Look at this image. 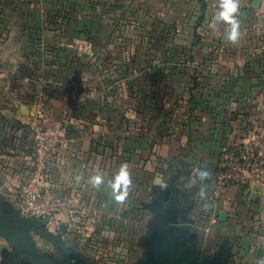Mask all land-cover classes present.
I'll return each mask as SVG.
<instances>
[{
	"label": "crops",
	"instance_id": "crops-1",
	"mask_svg": "<svg viewBox=\"0 0 264 264\" xmlns=\"http://www.w3.org/2000/svg\"><path fill=\"white\" fill-rule=\"evenodd\" d=\"M137 1L73 0L62 23L55 4L37 8L31 23L45 27L30 58L17 28L0 40V206L26 219L17 198L40 109L62 138L50 165L53 187L77 206L60 219L69 238L80 218L82 236L110 240V260L134 263L135 249H147L137 242L145 225L164 220L187 231L198 259L246 264L264 241V186L216 187L212 168L232 144L251 141L264 153V0H240L235 44L213 20L217 0ZM121 163L132 184L119 203L111 184ZM4 251L35 264L0 236V264Z\"/></svg>",
	"mask_w": 264,
	"mask_h": 264
},
{
	"label": "built area",
	"instance_id": "built-area-1",
	"mask_svg": "<svg viewBox=\"0 0 264 264\" xmlns=\"http://www.w3.org/2000/svg\"><path fill=\"white\" fill-rule=\"evenodd\" d=\"M30 122L33 160L23 179L17 198L21 215L38 220L71 219L77 213L75 201L57 191L52 184L51 159L62 142L59 133L48 131L38 109ZM212 172L216 187L239 184L264 186V153L251 141L226 146L218 155Z\"/></svg>",
	"mask_w": 264,
	"mask_h": 264
},
{
	"label": "rangeland",
	"instance_id": "rangeland-1",
	"mask_svg": "<svg viewBox=\"0 0 264 264\" xmlns=\"http://www.w3.org/2000/svg\"><path fill=\"white\" fill-rule=\"evenodd\" d=\"M95 1L96 0H89V3L94 5ZM47 3H49L50 5H54V4L56 5V13L54 12V16H55V19H57V21L62 23V21H60L59 19L60 14H62V12L64 11L69 12L68 10L69 8H72L71 4H73V0H0V40L6 39L8 37V34L12 31L11 30L12 28L14 27L17 28L18 32L22 34L23 37L28 39L27 44L25 45V48H24V52H25V55L28 56V58H30V51H31L30 45L31 43H34L33 42L34 39L38 40L41 38L43 28L45 27L44 25H40L39 27L34 26L31 23L30 18L34 16L32 15V11L33 13L36 14L37 8H41V7L44 8ZM138 4L140 3L136 0V3H135L136 7L138 6ZM42 11H45V10L43 9ZM43 22L45 21L43 20ZM54 50L57 54L59 47L57 48L54 47ZM39 103H43V100H40ZM9 211L12 212L10 214H17L16 210L12 208H9ZM17 218L18 219L15 220L16 223L22 222L23 224V221L24 222L28 221V219H25V218H20V217H17ZM258 220L262 221L261 219H258ZM41 223L43 224L42 226L44 227L45 231L43 233H34L36 234V236L32 235L30 236V238L33 241V243H36L42 248L45 254H49L50 256L58 260L61 259V256L58 254V252L61 251L59 244L62 243L76 255L78 259L77 261L81 262L82 264H99L98 260L93 259V257L95 256L103 257L104 262L106 263L108 261H112L115 264H124V263H119L118 260L115 261V260L109 259L111 258V255H112V251L109 248L110 240L96 239V238H93V235L92 236L87 235L85 237V236H82L83 235L82 232L79 233L80 232L78 231L79 228H82V227L84 228L85 226L84 224H82L80 218L77 222L73 224L74 229L72 231L74 232V234H72L70 238L69 236H67L66 232L61 230V223H62L61 220L58 222L54 219L41 220ZM77 225H79L80 227ZM90 226H92V224ZM145 229L148 230L147 225H145ZM27 230L28 229H26L25 232H28ZM182 232H183V235L185 233L187 234V231L183 229H182ZM49 236H53L57 240V242H55ZM191 239H192L191 237L190 238L184 237L185 245H187V247L188 246L190 247V244L192 243ZM96 240H98V243H96ZM138 240L140 241V245L143 246L141 250L142 249L144 250L145 249L144 244L146 242V239H137V242ZM78 243L80 244L79 247H78ZM101 244L104 245L102 249H101V246H102ZM223 256L226 261H229V254L226 253V254H223ZM253 256L254 258H248V260H246L247 261L246 264H257V262L261 258H264V241L261 242L259 246H255L253 250ZM144 257H145L144 252H141L139 249L136 248L135 255L133 257L134 263L129 262L127 264H142L145 259ZM22 262L31 264L25 259L18 260L17 264H22ZM0 263H1V255H0ZM229 264H239V262L235 263L231 261Z\"/></svg>",
	"mask_w": 264,
	"mask_h": 264
},
{
	"label": "water",
	"instance_id": "water-1",
	"mask_svg": "<svg viewBox=\"0 0 264 264\" xmlns=\"http://www.w3.org/2000/svg\"><path fill=\"white\" fill-rule=\"evenodd\" d=\"M258 2L259 0H252V6L257 7ZM203 173L207 171L199 170L198 176L205 179L206 176L202 175ZM252 189V194H256L260 185L254 184ZM16 219H18L17 216H12L0 206V236L15 246V253L26 256L35 264H57L39 251L25 233L27 228H24L22 222L16 223ZM219 219L225 221L227 213L221 210ZM62 225L61 230L64 229ZM177 227L164 220L160 224L151 223L148 229L149 235L146 237L147 249L142 264H221L217 259H198L189 253L183 237V228Z\"/></svg>",
	"mask_w": 264,
	"mask_h": 264
},
{
	"label": "clouds",
	"instance_id": "clouds-1",
	"mask_svg": "<svg viewBox=\"0 0 264 264\" xmlns=\"http://www.w3.org/2000/svg\"><path fill=\"white\" fill-rule=\"evenodd\" d=\"M240 9V0H217V8L213 16L214 21L222 22L228 26L227 39L230 43L235 44L241 36L240 21L238 13ZM202 175L206 176L207 173ZM102 182L100 176H94L91 183L94 187H98ZM154 183L160 184L159 177ZM132 184L127 163H121L117 174L115 175L111 187L112 197L119 203H122L128 196L129 188ZM257 264H264V258H261Z\"/></svg>",
	"mask_w": 264,
	"mask_h": 264
},
{
	"label": "flooded vegetation",
	"instance_id": "flooded-vegetation-1",
	"mask_svg": "<svg viewBox=\"0 0 264 264\" xmlns=\"http://www.w3.org/2000/svg\"><path fill=\"white\" fill-rule=\"evenodd\" d=\"M26 219H28V221H25V222L23 221L24 227L25 228L28 227L29 228L28 231L31 232L32 234L43 233L45 231L44 227L42 226L43 224L41 223V220L30 218V217H26ZM49 237L53 239L55 242H57V240L53 236H49ZM59 245L61 248V251L58 252V254L61 256V259L59 260L50 256L49 254H45L41 247H39L40 248L39 251L41 253H44L47 257H49L52 261H54L57 264H82L81 262L77 261L78 259L76 255L70 249H68L62 243H60ZM3 255H4V261H5L4 264H17L19 260V257H16V256L13 257L11 253L7 251H4ZM22 264H27V263L22 262Z\"/></svg>",
	"mask_w": 264,
	"mask_h": 264
}]
</instances>
